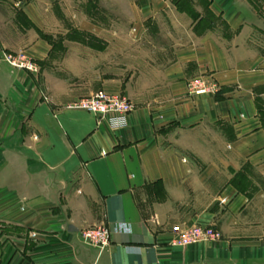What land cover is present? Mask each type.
<instances>
[{
  "label": "crops",
  "instance_id": "obj_1",
  "mask_svg": "<svg viewBox=\"0 0 264 264\" xmlns=\"http://www.w3.org/2000/svg\"><path fill=\"white\" fill-rule=\"evenodd\" d=\"M19 50L37 71L0 58V264H264V0H0ZM206 73L217 93L187 94ZM100 89L125 126L64 107ZM100 221L98 251L79 233ZM175 224L220 236L175 245Z\"/></svg>",
  "mask_w": 264,
  "mask_h": 264
},
{
  "label": "built area",
  "instance_id": "obj_2",
  "mask_svg": "<svg viewBox=\"0 0 264 264\" xmlns=\"http://www.w3.org/2000/svg\"><path fill=\"white\" fill-rule=\"evenodd\" d=\"M0 55L11 67L25 69L31 73L37 71V66L18 52L10 53L3 51ZM197 84L198 86L193 91L195 93L203 92L205 88L200 83ZM64 107L89 112L96 117L97 122L104 119L111 130L125 126L127 116L132 110V104L125 97L117 94H109L101 89L88 96L68 102ZM117 228L124 231L122 225H117ZM170 231L173 235L172 244L179 246L191 244L199 240L216 239L219 237V233L212 225L175 224L171 226ZM109 232V228L100 221L81 229L79 235L84 244L95 247L100 251L109 243ZM29 236L33 237L34 233L29 232Z\"/></svg>",
  "mask_w": 264,
  "mask_h": 264
},
{
  "label": "rangeland",
  "instance_id": "obj_3",
  "mask_svg": "<svg viewBox=\"0 0 264 264\" xmlns=\"http://www.w3.org/2000/svg\"><path fill=\"white\" fill-rule=\"evenodd\" d=\"M17 52L20 55H22L24 58L29 59V60L32 61V59L24 51L19 50ZM14 53H16V52H14ZM0 58H1V55H0ZM23 70H25V69H23ZM197 83H200V85H202L205 88L203 92L195 93L193 91L198 86ZM218 89H219V84L215 81V79L209 73L200 74V75H194V76H191V77H189V78H187L185 80V90H186V93L189 94V95L216 94ZM240 116H241V114H240ZM189 225H192V224H189ZM218 238H216V239H218ZM208 240H215V239H208ZM200 241H206V240H199L197 242H200ZM183 246H185V245H183ZM30 264H33V263H30Z\"/></svg>",
  "mask_w": 264,
  "mask_h": 264
}]
</instances>
